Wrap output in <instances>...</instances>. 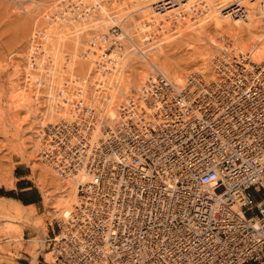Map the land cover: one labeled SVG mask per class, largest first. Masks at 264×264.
<instances>
[{
    "label": "built area",
    "instance_id": "built-area-1",
    "mask_svg": "<svg viewBox=\"0 0 264 264\" xmlns=\"http://www.w3.org/2000/svg\"><path fill=\"white\" fill-rule=\"evenodd\" d=\"M216 71L187 89L156 74L142 96L156 119L130 102L87 147L47 129L61 170L90 177L54 222V264H264V66Z\"/></svg>",
    "mask_w": 264,
    "mask_h": 264
},
{
    "label": "rangeland",
    "instance_id": "rangeland-1",
    "mask_svg": "<svg viewBox=\"0 0 264 264\" xmlns=\"http://www.w3.org/2000/svg\"><path fill=\"white\" fill-rule=\"evenodd\" d=\"M208 5L196 0L184 9L180 18L171 13L161 21L151 15V7H127L124 0H0V186L13 183V166L17 161L28 168L30 179L37 186V176L42 175L44 167L40 161H34L30 139L34 130L51 121L46 107L52 96L60 110L82 104L89 98L102 112L100 107L104 104L117 103L122 85L142 74L145 62L138 53L126 54L116 43V36L109 35L107 43L102 40V34L110 33L121 23L128 26L129 33L139 40L148 57L178 69L192 70L199 66L196 57L206 48L204 43L218 39L225 32L214 27ZM77 6L85 9L79 7L78 12ZM90 13L102 17L117 15L118 19L108 30L95 34ZM80 17L78 29H69V24L73 27L74 19ZM64 20L69 23L64 22L68 30H55L59 21ZM117 30L120 34V27ZM41 194L49 211L43 217L57 231L50 216L51 201ZM5 204L0 200V264H14L4 254L8 253L6 247L10 243L21 245L24 226L12 209L1 208ZM25 210L31 217L32 209ZM31 218L25 226L34 227L38 236L31 239L33 248L41 247L43 256L44 248L52 247V241L48 240L53 235L47 236L42 217ZM42 227L44 234L41 235ZM38 238L47 241L43 245ZM31 254L35 256L34 250Z\"/></svg>",
    "mask_w": 264,
    "mask_h": 264
},
{
    "label": "bare ground",
    "instance_id": "bare-ground-1",
    "mask_svg": "<svg viewBox=\"0 0 264 264\" xmlns=\"http://www.w3.org/2000/svg\"><path fill=\"white\" fill-rule=\"evenodd\" d=\"M124 1L125 5L131 8L151 7V15L153 17H157L161 21H164L171 13L176 19L180 18L184 9L188 8L190 4H194L196 2V0ZM203 1H205L206 4H209L207 7L213 15L214 27L217 30H224L225 32L221 34L218 39H209L204 43L206 48L200 50L198 52V56L196 57V62L199 63V66H195L192 70H182L175 66L165 64L158 58L148 57L143 52V46L140 44L139 40L134 39L129 33L128 26H123L121 23H118L121 33L114 34L111 29L110 33L106 32L102 34V40L107 41L108 43L109 35L113 37L116 36V38H114L116 43L126 54H129L132 51H136L138 53L141 59L145 62V69L134 81H128L122 85V90L120 92L121 95L118 97L117 103L113 105L104 104L100 107L102 109V112H100L97 109L98 106H95L93 103L94 100L91 101L88 97H86L88 99H86V102H83L85 104L82 103L79 105H72V107L69 106L64 110H60V108H58L53 101L54 97H51V100L46 107V111L51 118V121L48 120L47 123L42 125L43 128L39 129L40 127H38L33 131L30 143L31 148H33L32 157L34 158V161H40L44 167V170H41L42 172L44 171L42 175L38 174L37 176V186L43 193L44 198L51 201L50 216L52 221L65 222L69 218L71 213L75 211L78 204V187L88 183L90 177L84 166H78L75 169H70V167H68L65 170H61L62 167H60L59 158L62 153L60 154V152H57V154H55L52 152L53 150L50 149V140L52 136L46 132L47 129L52 130L56 129L55 127L58 125H63L65 128H68H66V136L70 144H75L82 140V145L87 147L88 145H91L103 138L107 132L112 131L123 121L126 108H128L130 102L134 103L135 111L140 112L143 110L150 120L153 121L156 119V116H153L154 109L145 108L142 101L143 94L147 92L149 81L156 74H162L165 76L177 89H187L192 87L196 81H201L205 85L215 83L218 80L216 66L221 60H225L229 64L232 63V66L240 60H245L253 65L264 66L263 0ZM232 5L234 6L229 9V12H224L225 9ZM79 7L77 6L78 10L75 8L78 12ZM83 8L80 7V10H83ZM86 11L89 15V9H86ZM84 15H86V12ZM89 18L95 28L94 33L98 34L100 31L108 30L111 25L115 24L118 16L102 17L91 14ZM67 19L70 20V18ZM73 19L74 18H72L69 23L72 22ZM79 19H81V17L78 18V20L74 19V21H76L72 24L73 27H70L71 24L68 23L69 29L74 27L75 30L76 28L78 29ZM64 22L65 20L59 21L55 30L57 29L59 31L61 28L65 29V31L68 30L66 29V25L68 24L65 22L66 25H64ZM98 44L99 43H97V45ZM56 121L57 123L54 124L53 122ZM63 163H69V160L67 159ZM68 165L63 167H67ZM12 186V184L6 185L7 188ZM0 200L6 203L5 205H1V208L4 210L12 209L18 220H20L21 226L27 225L28 222L32 220L30 213L25 210L26 207L9 200ZM30 208L33 211V208ZM41 229L44 231L43 227ZM60 236L61 234L59 233H57L54 237L52 236V238H50L52 241V247L46 249L44 248L43 251V257L50 262L52 261L51 263L53 264L55 259V248ZM38 239L43 245L46 243L45 239Z\"/></svg>",
    "mask_w": 264,
    "mask_h": 264
},
{
    "label": "crops",
    "instance_id": "crops-1",
    "mask_svg": "<svg viewBox=\"0 0 264 264\" xmlns=\"http://www.w3.org/2000/svg\"><path fill=\"white\" fill-rule=\"evenodd\" d=\"M12 174L14 179L12 183L13 186L10 188L0 186V199L19 203L23 207H32L33 214L31 217H42L45 225H47V236H54L57 231H55L53 224L47 222L46 218L43 217L44 214L47 216L49 211H46V206L40 190L30 179L31 177L28 168L17 161L13 166ZM33 228V226H24L22 228L21 245L17 247L14 246L13 243H10L6 247L8 253L4 254L5 258L13 260L14 264H46V261L43 260L44 258L41 255V247L38 246L37 248H33V242L31 239L38 236ZM40 234H44L42 229L40 230ZM50 238L51 237H49V239ZM46 241L47 239H45V242ZM5 242L6 241H3L2 244H5ZM33 250L35 256L31 254V251Z\"/></svg>",
    "mask_w": 264,
    "mask_h": 264
}]
</instances>
